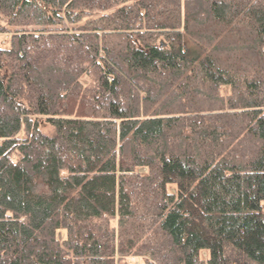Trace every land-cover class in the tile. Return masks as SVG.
I'll use <instances>...</instances> for the list:
<instances>
[{
    "label": "trees",
    "instance_id": "16d2710c",
    "mask_svg": "<svg viewBox=\"0 0 264 264\" xmlns=\"http://www.w3.org/2000/svg\"><path fill=\"white\" fill-rule=\"evenodd\" d=\"M133 256L264 264V0H0V264Z\"/></svg>",
    "mask_w": 264,
    "mask_h": 264
},
{
    "label": "rangeland",
    "instance_id": "374dc122",
    "mask_svg": "<svg viewBox=\"0 0 264 264\" xmlns=\"http://www.w3.org/2000/svg\"><path fill=\"white\" fill-rule=\"evenodd\" d=\"M7 37H8L7 34H1V42L6 43V41L8 39ZM141 170H143V168ZM142 260H143L142 256H133L131 258V261L134 262V264H141Z\"/></svg>",
    "mask_w": 264,
    "mask_h": 264
}]
</instances>
